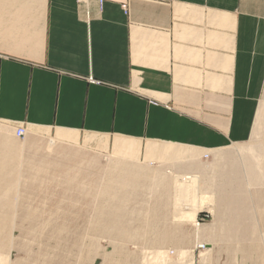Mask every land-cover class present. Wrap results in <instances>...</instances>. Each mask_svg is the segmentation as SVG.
<instances>
[{
  "label": "crops",
  "instance_id": "0c3cea01",
  "mask_svg": "<svg viewBox=\"0 0 264 264\" xmlns=\"http://www.w3.org/2000/svg\"><path fill=\"white\" fill-rule=\"evenodd\" d=\"M0 123L138 164L260 154L264 0H0Z\"/></svg>",
  "mask_w": 264,
  "mask_h": 264
},
{
  "label": "rangeland",
  "instance_id": "374dc122",
  "mask_svg": "<svg viewBox=\"0 0 264 264\" xmlns=\"http://www.w3.org/2000/svg\"><path fill=\"white\" fill-rule=\"evenodd\" d=\"M8 127L0 123V264H264V139L251 147L260 154L234 145L148 165L106 157L118 139L76 132L68 144L53 140L59 129L32 137L16 125L26 130L17 138ZM190 175L198 184L188 193L180 183Z\"/></svg>",
  "mask_w": 264,
  "mask_h": 264
},
{
  "label": "built area",
  "instance_id": "2783aa9c",
  "mask_svg": "<svg viewBox=\"0 0 264 264\" xmlns=\"http://www.w3.org/2000/svg\"><path fill=\"white\" fill-rule=\"evenodd\" d=\"M25 130L21 127H16V136L19 138H22L23 134H24Z\"/></svg>",
  "mask_w": 264,
  "mask_h": 264
},
{
  "label": "bare ground",
  "instance_id": "6f19581e",
  "mask_svg": "<svg viewBox=\"0 0 264 264\" xmlns=\"http://www.w3.org/2000/svg\"><path fill=\"white\" fill-rule=\"evenodd\" d=\"M81 1H87V0H81ZM14 135L16 136V129L14 130ZM25 135H26V132H24V134H23L22 138H24V137H25ZM16 137H17V136H16ZM17 138H19V137H17ZM187 180H188V177H187Z\"/></svg>",
  "mask_w": 264,
  "mask_h": 264
}]
</instances>
